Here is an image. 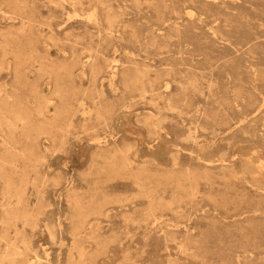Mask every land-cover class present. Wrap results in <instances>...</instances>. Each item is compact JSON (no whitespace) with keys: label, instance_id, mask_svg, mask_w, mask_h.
I'll use <instances>...</instances> for the list:
<instances>
[{"label":"rangeland","instance_id":"1","mask_svg":"<svg viewBox=\"0 0 264 264\" xmlns=\"http://www.w3.org/2000/svg\"><path fill=\"white\" fill-rule=\"evenodd\" d=\"M0 264H264V0H0Z\"/></svg>","mask_w":264,"mask_h":264}]
</instances>
